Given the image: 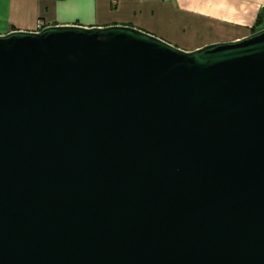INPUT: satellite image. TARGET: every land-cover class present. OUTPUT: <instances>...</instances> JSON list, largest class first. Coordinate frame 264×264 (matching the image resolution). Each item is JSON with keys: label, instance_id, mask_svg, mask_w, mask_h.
Instances as JSON below:
<instances>
[{"label": "water", "instance_id": "1", "mask_svg": "<svg viewBox=\"0 0 264 264\" xmlns=\"http://www.w3.org/2000/svg\"><path fill=\"white\" fill-rule=\"evenodd\" d=\"M0 264H264V28L0 34Z\"/></svg>", "mask_w": 264, "mask_h": 264}, {"label": "crops", "instance_id": "2", "mask_svg": "<svg viewBox=\"0 0 264 264\" xmlns=\"http://www.w3.org/2000/svg\"><path fill=\"white\" fill-rule=\"evenodd\" d=\"M263 13L264 0H0V34L131 25L191 51L251 34Z\"/></svg>", "mask_w": 264, "mask_h": 264}, {"label": "trees", "instance_id": "3", "mask_svg": "<svg viewBox=\"0 0 264 264\" xmlns=\"http://www.w3.org/2000/svg\"><path fill=\"white\" fill-rule=\"evenodd\" d=\"M264 14V13H263ZM263 14L261 15H259L258 16V18H257V20H256V22H255V24L253 25V27H252V32H255V31H257V30H259V29H261V28H264V16H263Z\"/></svg>", "mask_w": 264, "mask_h": 264}]
</instances>
